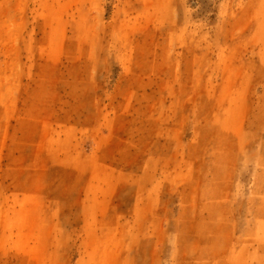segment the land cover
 Segmentation results:
<instances>
[{
  "label": "rangeland",
  "instance_id": "rangeland-1",
  "mask_svg": "<svg viewBox=\"0 0 264 264\" xmlns=\"http://www.w3.org/2000/svg\"><path fill=\"white\" fill-rule=\"evenodd\" d=\"M0 264H264V0H0Z\"/></svg>",
  "mask_w": 264,
  "mask_h": 264
}]
</instances>
